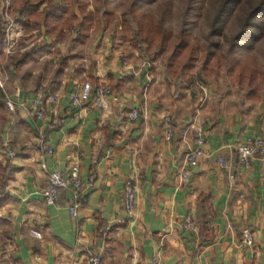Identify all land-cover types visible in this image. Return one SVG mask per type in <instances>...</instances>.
<instances>
[{"label": "crops", "instance_id": "0c3cea01", "mask_svg": "<svg viewBox=\"0 0 264 264\" xmlns=\"http://www.w3.org/2000/svg\"><path fill=\"white\" fill-rule=\"evenodd\" d=\"M36 32L37 42L19 51L35 46L34 59L15 67L5 55L0 61V167L10 165L0 190V264H75L90 253H100L101 264H264V163L243 167L234 150L249 138H264V104L209 95L199 106L190 96H174V89L161 90L153 76L147 81L134 59H118L111 39L100 42L101 33L93 45L74 35L69 44L64 38L70 32L61 39L46 36L44 28ZM99 83L113 92L104 109L92 104L88 89ZM38 87L58 97L55 105L42 99L44 118L18 105L13 111L6 107L7 99L31 105ZM72 91L85 93L82 106L70 105ZM132 108L138 116L129 120ZM165 112L172 116L170 138ZM194 128L203 132L204 154L182 185L179 173L188 167ZM220 155L229 161L227 168L216 163ZM73 163L87 199L76 218L68 211L69 191H61L53 205L39 192L49 171L67 174ZM128 180L136 188L130 216L123 209ZM200 196L209 206L203 234ZM187 216L191 231L183 228ZM244 227L252 232L251 245L241 241Z\"/></svg>", "mask_w": 264, "mask_h": 264}, {"label": "trees", "instance_id": "16d2710c", "mask_svg": "<svg viewBox=\"0 0 264 264\" xmlns=\"http://www.w3.org/2000/svg\"><path fill=\"white\" fill-rule=\"evenodd\" d=\"M205 0H195L194 11L199 13L204 7ZM215 5L216 13L212 17L211 32L220 34L228 15L234 10H242L243 17L240 20L239 32L236 36L238 41H257L264 37V0H207ZM143 0H132L127 9L119 18L114 20L112 12L106 7L107 1L96 0L93 8H88L86 0H10L11 16H21L23 32L29 30H41L44 28L45 35L54 39H61L67 32L75 34V38L84 41L90 36V30L109 26L114 23L119 29L122 42H128L134 46L145 44L146 51H152L151 60L165 57L164 69L174 76V96H181L185 89L191 88L198 95L203 96V91L197 88L198 83H206L207 78L215 73L216 69L224 65L227 76L233 78L245 91L242 101L264 104V72H261L252 56L244 58L233 56L228 58L217 54L212 46L218 48V43L201 45L190 33L180 32L173 37L170 30L162 21H156L153 15L145 9ZM4 0H0V8ZM4 38V22L0 16V61L4 59L2 41ZM32 52L9 56L13 66H18L31 59L37 54L34 46ZM16 60V62H15ZM15 62V63H14ZM196 63L200 64L197 72L193 69ZM14 66V67H15ZM193 87V88H192ZM0 96L3 92L0 89ZM10 165L6 163L0 167V190L6 185ZM206 196L199 198L198 222L200 234L207 231L209 209ZM201 244V243H200Z\"/></svg>", "mask_w": 264, "mask_h": 264}, {"label": "rangeland", "instance_id": "374dc122", "mask_svg": "<svg viewBox=\"0 0 264 264\" xmlns=\"http://www.w3.org/2000/svg\"><path fill=\"white\" fill-rule=\"evenodd\" d=\"M59 1V0H58ZM88 8H93V3L96 0H86ZM98 1V0H97ZM107 1V8L112 12L114 20L119 18L121 14L127 9V6L132 0H102ZM143 5L146 10H148L154 17L156 21H162L164 26L168 28L173 35L177 36L180 32L184 31L190 33V35L196 39L201 45L211 44L213 42L218 43V48L216 46H210L211 49H215L217 54H222L228 58L233 56H238L244 58L247 55L253 57L256 66L261 72H264V37L257 41H238L236 36L239 32V23L243 17L242 10L234 9L226 18L224 27L220 34L211 32L212 28V17L215 15V5L208 3L207 0L204 1V7L199 13H195L194 4L195 0H143ZM3 12V10H2ZM102 34L100 42L103 43L110 42L112 40V45L115 50L120 51L118 59L121 61H126L127 58H132V62L138 64V66L145 69L149 75L150 79L154 77V82L160 89H164L165 92L172 93L174 89V76L168 73L164 67L165 57H160L155 60H151L152 51H146L145 44H137L136 46L128 43L122 42L119 36V29H116L114 23L109 26H101V28H95L90 30V36L88 37V42L84 44H93L97 35ZM24 34L31 35V42L26 44L25 40H21L19 43V49H23L28 46L32 47L36 43L38 34L36 29L29 30L28 33ZM74 35V37H73ZM76 39L75 34L72 32L66 38H69V44H73L71 39ZM77 42H82L77 40ZM94 41V42H93ZM75 44V42H74ZM77 44V43H76ZM101 46V45H99ZM98 46V47H99ZM26 48V49H27ZM18 53H20L18 51ZM134 56V57H133ZM125 57V59H123ZM136 68V67H135ZM200 68V64L196 63L193 71L197 72ZM226 67L224 65L219 66L215 73L207 78V82L203 83L206 88L207 96L203 97V103L198 95V90L195 93L192 92L191 88L185 89L184 96H190L192 100H196L200 105H206L207 97L210 95L216 98H223L230 100L232 103L240 102L243 100L245 91L236 83V81L227 76ZM139 69H135L137 72ZM264 94L261 95V98ZM200 100V101H199Z\"/></svg>", "mask_w": 264, "mask_h": 264}, {"label": "built area", "instance_id": "2783aa9c", "mask_svg": "<svg viewBox=\"0 0 264 264\" xmlns=\"http://www.w3.org/2000/svg\"><path fill=\"white\" fill-rule=\"evenodd\" d=\"M3 22H4V38L2 41V49L5 57L12 56L13 54L20 51L19 43L21 40H25L26 44L30 42L31 35H25L23 32L22 21L24 19V13L21 16H11L10 11V0H4L3 4ZM144 77L147 81L150 80V75L147 71L144 73ZM197 88L203 91V97L206 98V88L203 84L198 83ZM0 87H3V84L0 82ZM89 91L92 95V104L98 108L104 109L107 106L109 98L112 96V89L110 85L105 83H99L95 86H90ZM202 97V98H203ZM85 93H80L78 91H72L69 94V102L72 107H80L85 103L86 100ZM201 101L203 103V99ZM42 99L48 104L55 105L58 102V97L55 94L48 93L43 87H38L35 91V95L32 99V104L27 106L23 102H17L12 99H7L5 101L6 107L13 111L15 106L18 105L21 109L25 110L28 113L33 114L37 118H44L45 113L41 108ZM201 106V104L199 105ZM138 116L137 108H132L128 113V119L134 120ZM56 124L59 125L60 121H56ZM163 127L165 131V136L170 138L173 134V122L172 116L169 112H165L163 115ZM194 134L196 137L195 146L188 149L185 155V162L187 168H184L179 173V181L182 185L188 184L190 176V168L195 165L198 159H200L203 154V146L205 139L201 128H194ZM44 149L47 153L52 152L50 146H44ZM235 153L237 155L238 163L243 167H248L250 162L257 160L260 163H264V138L256 137L253 139H247L245 142H242L235 147ZM5 152L9 157L15 155L13 149L9 147L8 144L5 145ZM216 163L221 168H227L229 166V161L222 155L217 157ZM79 165L73 163L67 174H63L59 169H53L48 172L47 182L44 187L40 189V195L43 198V201L46 205H53L57 202L61 191L67 190L70 192L71 202L68 205V211L73 218L78 216L79 207L87 201L86 197H81V189L83 184V179L80 176ZM94 182V176L91 175L88 177L87 185L91 187ZM136 208V188L134 184L128 180L124 184V200H123V209L126 215L130 216L133 214ZM183 228L186 231H191L194 229V224L191 217L187 216L183 223ZM109 227L105 230L107 231ZM241 241L245 245H251L253 243L252 232L249 228L244 227L241 231ZM75 264H101L100 253H90L88 254L81 263Z\"/></svg>", "mask_w": 264, "mask_h": 264}, {"label": "water", "instance_id": "95a60500", "mask_svg": "<svg viewBox=\"0 0 264 264\" xmlns=\"http://www.w3.org/2000/svg\"><path fill=\"white\" fill-rule=\"evenodd\" d=\"M2 10H3V8H0V16L2 17Z\"/></svg>", "mask_w": 264, "mask_h": 264}]
</instances>
